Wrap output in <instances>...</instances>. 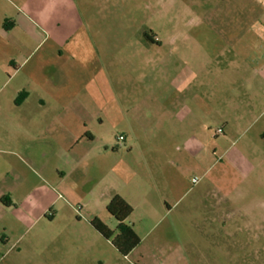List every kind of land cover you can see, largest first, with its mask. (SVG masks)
Masks as SVG:
<instances>
[{
	"label": "rangeland",
	"instance_id": "1",
	"mask_svg": "<svg viewBox=\"0 0 264 264\" xmlns=\"http://www.w3.org/2000/svg\"><path fill=\"white\" fill-rule=\"evenodd\" d=\"M203 1L54 0L40 9L44 0H34L36 10L28 12L39 24L36 41L9 45L0 65V116L30 113L41 95L78 97L86 101L83 113L96 137L81 169L68 172L61 184L53 182L61 197L52 209L56 221L49 228L39 225V264L50 258L60 264H264V98L258 90L264 54L254 50L263 43L250 26L255 11L246 10L252 22L247 41L227 43L236 44L242 57L224 52L203 65L186 58L188 66H198L200 81L179 91L176 72L190 82V71L176 69V60L190 50L175 37L208 33L201 20L212 15ZM235 10L232 20L238 19ZM237 35L230 33L232 39ZM41 61L61 71L59 82L49 83L51 91L41 83L47 76ZM16 64L23 69L12 77ZM31 67L32 81L25 73ZM203 79L208 87L200 85ZM176 97L230 103L235 133L216 136L225 123L207 118L206 106L199 107L197 120L165 115L157 101ZM27 98L33 107L18 109ZM95 162L101 165L98 179ZM58 168L69 171L56 155L55 179ZM110 188L140 191L157 202L165 197L172 207L149 218L141 211L131 216L127 223L148 236L127 257L95 229L96 236L88 235L94 217L117 230L106 210ZM51 236L57 242L47 249L42 241Z\"/></svg>",
	"mask_w": 264,
	"mask_h": 264
},
{
	"label": "crops",
	"instance_id": "2",
	"mask_svg": "<svg viewBox=\"0 0 264 264\" xmlns=\"http://www.w3.org/2000/svg\"><path fill=\"white\" fill-rule=\"evenodd\" d=\"M53 2L54 0H44L40 9L50 7ZM203 3L209 15H212V19L201 20V25L207 27L208 33L175 37V41L189 43L185 48L190 50L185 53L181 51L176 60V69L179 70L185 66L190 71V82L182 72H176L174 78L179 91L199 84L200 81L198 66H188L186 58L199 59L198 63L201 59L200 63L203 65V63L208 64L209 62L205 61L209 59L214 61L224 52H229L235 57H242L243 53L237 49L236 44L231 46L227 43L247 41V27L252 22L247 21L246 14H244L246 10L255 11L253 14L256 20L250 26L256 27L255 38L263 45L255 47L254 50L258 48L264 54V0H204ZM36 5L34 0H0V65L5 63V59L7 60L9 45L36 41L39 24L28 12L36 10ZM232 9L238 12L237 20L229 17ZM232 31L238 32L237 37L233 39L230 36ZM41 62L42 64L40 62L39 64L47 74L41 83L47 87L46 90L51 91L54 86H49L51 83L59 82L61 71L51 67L46 61ZM22 67L23 64H16L12 77L19 76ZM202 69H207V67L204 65ZM25 73L31 77L32 81L33 74H35L34 68H29ZM83 73L87 76L94 75L88 73L86 69H83ZM93 78L94 76L91 79ZM206 80L203 79L200 85L208 87ZM240 86L248 87L246 83ZM253 87L249 84V89ZM258 90L260 96L264 98V83L258 87ZM29 102L30 98H27L19 101L16 106L26 111L25 107H33ZM144 102L138 101V106H145ZM157 105L165 115H172L180 120H197L199 107L206 106L204 113L207 118L210 117L211 121L217 118L225 123V126H221L224 128V134L227 131L235 133V127L229 124L232 106L225 101L216 103L212 98L198 100L176 97L159 100ZM35 106L36 108H32L30 113L16 112L0 116V264H39L37 257L40 242L39 225L41 223L42 228H49L50 224L56 221L57 215L52 209L61 197L55 190L53 182L61 184L68 172L81 169L86 158L91 155L92 146L96 141L95 135L87 126L86 114L83 113L86 111L85 100L78 97L41 95ZM56 155L59 162L65 163L69 169L67 171L65 168H58L57 173L60 175L58 179L54 178L51 170ZM93 166L95 178L97 174L100 177L101 165L95 162ZM88 171V168H84L83 174L88 175ZM172 182L176 189L175 178ZM115 195H120L133 206V214L141 211L146 218L172 210L165 197L157 202L159 199L140 191L133 194L110 188L108 203ZM94 218L90 220V225ZM131 224L141 237V245L148 235L142 237L136 230V224L130 222L129 225ZM93 230L88 231L91 237L96 236V231ZM224 230L225 227H222L223 232ZM219 231L221 230L212 232L219 233ZM42 242H46V248L49 249L55 246L57 240L51 236L43 239ZM47 264H60V261L50 258Z\"/></svg>",
	"mask_w": 264,
	"mask_h": 264
},
{
	"label": "trees",
	"instance_id": "3",
	"mask_svg": "<svg viewBox=\"0 0 264 264\" xmlns=\"http://www.w3.org/2000/svg\"><path fill=\"white\" fill-rule=\"evenodd\" d=\"M107 212L117 222V230L110 229L101 219L94 218L91 226L106 240L111 241L118 252L127 257L141 243V237L127 220L134 212V208L120 195H115L106 206Z\"/></svg>",
	"mask_w": 264,
	"mask_h": 264
},
{
	"label": "built area",
	"instance_id": "4",
	"mask_svg": "<svg viewBox=\"0 0 264 264\" xmlns=\"http://www.w3.org/2000/svg\"><path fill=\"white\" fill-rule=\"evenodd\" d=\"M223 133H224L223 128H219V129H217L215 135L217 136V135H221V134H223ZM118 141H119V142H124L125 140H124L123 137H119ZM198 182H199V181H198L197 179H194V183H195V184H197Z\"/></svg>",
	"mask_w": 264,
	"mask_h": 264
}]
</instances>
